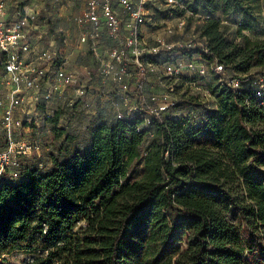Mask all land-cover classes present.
<instances>
[{"label": "trees", "instance_id": "1", "mask_svg": "<svg viewBox=\"0 0 264 264\" xmlns=\"http://www.w3.org/2000/svg\"><path fill=\"white\" fill-rule=\"evenodd\" d=\"M180 2L190 18L198 16L207 48L183 52L223 65L208 82L214 110L196 122L171 105L145 125L132 85L137 107L130 116L101 110L83 148L53 157L45 169L24 165L18 181L0 180V258L29 250L36 252L29 264H264L260 0ZM231 16L239 17L241 42L224 36ZM252 68L262 89L253 80L233 87L237 76L224 75L252 78ZM60 115L45 120L56 127ZM137 162L142 173L135 178L130 167Z\"/></svg>", "mask_w": 264, "mask_h": 264}, {"label": "rangeland", "instance_id": "2", "mask_svg": "<svg viewBox=\"0 0 264 264\" xmlns=\"http://www.w3.org/2000/svg\"><path fill=\"white\" fill-rule=\"evenodd\" d=\"M87 0H20L21 4L28 5L32 11V25L35 36V43L40 48L50 49L56 54V66L75 73L79 82L86 85L87 90L83 99L75 97L76 85L67 87L62 97L65 100L53 96L45 105L43 110L53 116L57 111L61 112L56 127L50 121L41 120L38 126L26 122L22 128L11 133L13 138H25L35 144L32 153L26 157L19 158L21 165L10 163L5 172L7 180H20V168L26 164H36L39 168L45 169L50 166L53 157L63 159L76 149H81L87 142V127L91 120L95 119L103 111L106 115L116 117V112L121 111L112 105L118 92V85L112 78H106L99 71L109 60V52L112 48H121V38L110 37L102 26H95L83 19V10ZM180 0H145V21L140 25V38L145 46L155 45L157 40L176 43L186 40L192 36L198 37L199 22L198 16L190 18L189 12H183L179 8ZM12 3H9L5 16L12 12ZM120 9V8H118ZM261 16H264V0H260L257 8ZM120 17L126 20V15L120 11ZM184 24L178 25L179 19ZM239 17L227 18V23L222 24L223 33L226 39L241 42L237 36L236 28ZM251 36V35H250ZM252 37V36H251ZM264 39V37H261ZM125 66V73L128 76L134 75L135 66L130 53ZM188 62L192 66L188 67ZM202 65L205 72L200 74L198 67ZM216 63H207L197 52L190 54L173 48L170 51H162L161 57L152 61L146 67L147 74L143 85V95L155 96V101L150 104L156 105L164 100L173 102L172 112L189 113L196 122L202 120L214 110L215 100L208 89V82L211 79V72ZM116 69L118 67L116 66ZM173 70L174 72H171ZM259 69L252 68L247 78L244 74H236L234 71L226 72L228 78H234L239 85L248 87L253 80V86L260 82ZM264 82V76L262 78ZM131 88L133 86L131 85ZM122 93V92H121ZM3 89L0 85V97L3 96ZM92 97L90 101L87 97ZM120 95V94H119ZM118 95V97H119ZM122 96V95H120ZM102 98V107L97 105L96 99ZM113 97V98H111ZM108 101H105L107 100ZM86 101L90 106H86ZM96 101V102H95ZM95 102V104L93 103ZM94 104V105H93ZM136 99L132 97L131 106H135ZM105 106V107H104ZM108 107L107 109H105ZM117 107V106H116ZM21 110L16 111L15 116L22 117ZM66 130V133L59 135V130ZM150 135L144 138L146 144ZM7 146V136L0 133V150ZM18 159V160H19ZM12 161L16 159H11ZM16 172L17 175L13 176ZM142 173V164L133 163L130 167V175L139 177ZM36 252L29 250H15L0 258V264H29L35 258Z\"/></svg>", "mask_w": 264, "mask_h": 264}, {"label": "built area", "instance_id": "3", "mask_svg": "<svg viewBox=\"0 0 264 264\" xmlns=\"http://www.w3.org/2000/svg\"><path fill=\"white\" fill-rule=\"evenodd\" d=\"M4 6L5 0H0V85L4 93L0 97V133L7 136V146L0 150V180L10 163L21 165L19 158L30 155L35 148L31 140L13 138L11 133L22 128L26 122L38 126L41 120L52 117L41 106L55 95L61 99L67 87L76 85L75 97L79 99L84 98L87 90L86 85L79 82V77L75 73L56 66L55 52L36 48L31 43L30 34L35 29L32 25V13L22 6L18 10L19 16L5 26L2 20ZM144 6L145 0H87L82 16L85 21L95 26H102L114 39L118 40L122 35L121 48L111 49L109 60L99 73L106 75V78H112L120 91L117 95H122L118 97L122 99V108L117 102H112L115 108L121 110H117L116 118L130 116L139 104L146 109L145 125H148L151 123V116H159L173 105V102L164 100L153 105L154 103H150L155 101V96L143 95L146 66L160 58L162 51L167 52L177 48L183 51L200 49L206 52L207 48L205 38L200 36H192L176 43L157 40L155 45L145 46V42L140 38V25L145 21ZM178 6L184 8V3L181 2ZM120 11L126 15L125 21L121 19ZM181 19L178 22L179 26L184 24V19ZM127 53H130L135 66L134 75L130 74L128 79L125 73ZM187 64L188 67L192 66V62ZM222 69L223 65L216 63L214 70L220 72ZM198 72L200 74L205 72L202 65L198 67ZM229 84L233 87L239 86L235 79L229 80ZM131 85H137L140 92L139 102L135 106L130 105ZM259 87L262 89V82ZM257 95L260 96L261 91H258ZM89 103L86 101L85 105L90 106ZM18 110H21L22 117L15 116ZM12 158L16 161H12ZM16 175L17 173L14 172L13 176Z\"/></svg>", "mask_w": 264, "mask_h": 264}, {"label": "crops", "instance_id": "4", "mask_svg": "<svg viewBox=\"0 0 264 264\" xmlns=\"http://www.w3.org/2000/svg\"><path fill=\"white\" fill-rule=\"evenodd\" d=\"M9 3H12L13 5V7H12V12L9 14V15H7V16H5V11L7 10V8H8V5H9ZM22 6H25L31 13H32V11L29 9V7H28V5H23V4H21V2H20V0H5V6H4V14H3V17H2V20H3V22H4V25L5 26H7V25H9V24H11L15 19H16V17L17 16H19V13H18V10H19V8H21ZM34 32V31H33ZM34 33H31L30 34V40H31V43L36 47V48H40V45L38 44H36L35 43V39L36 38H40V36H35L36 38H34ZM64 96V95H63ZM116 98H115V102H117L118 104H119V107L120 108H122V99L121 98H118V95H116L115 96ZM111 98H113V97H111ZM66 99V97H62V99H61V101L62 100H65ZM86 99L87 100H89L90 101V103L92 102L91 101V99H92V97H91V95H90V97H87L86 96ZM96 101H97V105L98 106H100V108L102 107V105H104V103H102V98L101 97H99L98 99H96ZM95 101V102H96ZM105 101H108V99L107 100H105ZM95 102H93L94 104H95ZM93 104V105H94ZM105 107V106H104ZM108 107H106L105 109H107ZM86 135H87V131H86Z\"/></svg>", "mask_w": 264, "mask_h": 264}]
</instances>
